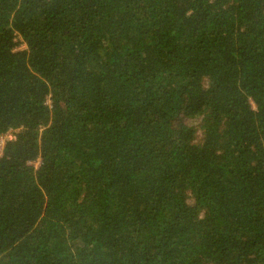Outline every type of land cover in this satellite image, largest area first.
I'll use <instances>...</instances> for the list:
<instances>
[{
    "label": "trees",
    "instance_id": "16d2710c",
    "mask_svg": "<svg viewBox=\"0 0 264 264\" xmlns=\"http://www.w3.org/2000/svg\"><path fill=\"white\" fill-rule=\"evenodd\" d=\"M8 134L0 264H264V0H0Z\"/></svg>",
    "mask_w": 264,
    "mask_h": 264
},
{
    "label": "rangeland",
    "instance_id": "374dc122",
    "mask_svg": "<svg viewBox=\"0 0 264 264\" xmlns=\"http://www.w3.org/2000/svg\"><path fill=\"white\" fill-rule=\"evenodd\" d=\"M26 47L25 45H20L17 50L20 51V50H24ZM10 137L9 136H6L3 140L5 141V139H9ZM35 168H38L40 163L39 162H35L32 164Z\"/></svg>",
    "mask_w": 264,
    "mask_h": 264
},
{
    "label": "built area",
    "instance_id": "2783aa9c",
    "mask_svg": "<svg viewBox=\"0 0 264 264\" xmlns=\"http://www.w3.org/2000/svg\"><path fill=\"white\" fill-rule=\"evenodd\" d=\"M6 136H9V137H10L9 139H11V136H10L9 134L6 135ZM6 136L0 138V157L2 156V150H3V147H4L5 143H6V139H5V141H4L3 139H4Z\"/></svg>",
    "mask_w": 264,
    "mask_h": 264
}]
</instances>
